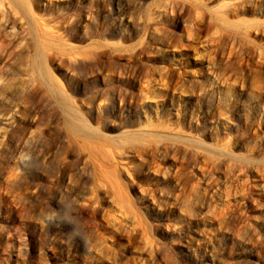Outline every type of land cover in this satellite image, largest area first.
Masks as SVG:
<instances>
[{"label":"rangeland","instance_id":"374dc122","mask_svg":"<svg viewBox=\"0 0 264 264\" xmlns=\"http://www.w3.org/2000/svg\"><path fill=\"white\" fill-rule=\"evenodd\" d=\"M9 1L0 264H264V0Z\"/></svg>","mask_w":264,"mask_h":264},{"label":"bare ground","instance_id":"6f19581e","mask_svg":"<svg viewBox=\"0 0 264 264\" xmlns=\"http://www.w3.org/2000/svg\"><path fill=\"white\" fill-rule=\"evenodd\" d=\"M2 1H4V0H0V6L3 7V3L4 2H2ZM8 2L10 4L9 0H8ZM12 3L15 4L17 7H22V6L25 7V8H23L25 12H28V11L31 10V0H13ZM47 84H48V86L50 88L51 96L54 97L55 102L67 114L68 113L67 109L69 108L68 107V100L55 88L54 84L51 82V79L47 80ZM30 98H32V99L34 98V101H37L38 99H41L37 90H35L32 94H30ZM71 121H72L71 124H72L74 130L80 131V127H84L85 126V125L82 124V122H80L79 118H77L76 116H75V119L72 118Z\"/></svg>","mask_w":264,"mask_h":264},{"label":"clouds","instance_id":"9594fccd","mask_svg":"<svg viewBox=\"0 0 264 264\" xmlns=\"http://www.w3.org/2000/svg\"><path fill=\"white\" fill-rule=\"evenodd\" d=\"M48 220H49V222H51V220H52V217H48Z\"/></svg>","mask_w":264,"mask_h":264}]
</instances>
